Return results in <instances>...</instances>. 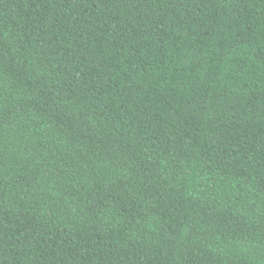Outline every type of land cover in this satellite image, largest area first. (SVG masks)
<instances>
[{
    "label": "trees",
    "instance_id": "trees-1",
    "mask_svg": "<svg viewBox=\"0 0 264 264\" xmlns=\"http://www.w3.org/2000/svg\"><path fill=\"white\" fill-rule=\"evenodd\" d=\"M0 264H264V0H0Z\"/></svg>",
    "mask_w": 264,
    "mask_h": 264
}]
</instances>
